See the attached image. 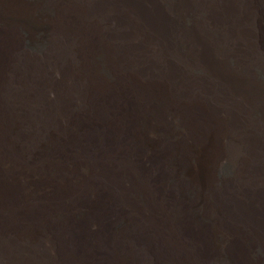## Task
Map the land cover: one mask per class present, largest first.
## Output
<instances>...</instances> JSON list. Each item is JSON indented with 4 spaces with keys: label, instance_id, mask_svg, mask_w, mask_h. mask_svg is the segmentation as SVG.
<instances>
[{
    "label": "bare ground",
    "instance_id": "bare-ground-1",
    "mask_svg": "<svg viewBox=\"0 0 264 264\" xmlns=\"http://www.w3.org/2000/svg\"><path fill=\"white\" fill-rule=\"evenodd\" d=\"M0 2V264H264V0Z\"/></svg>",
    "mask_w": 264,
    "mask_h": 264
},
{
    "label": "rangeland",
    "instance_id": "rangeland-1",
    "mask_svg": "<svg viewBox=\"0 0 264 264\" xmlns=\"http://www.w3.org/2000/svg\"><path fill=\"white\" fill-rule=\"evenodd\" d=\"M0 2V16L1 15H9L11 19L24 29L25 32L30 33L31 35H34L38 29V17L36 16L35 12H33L30 8L27 6L21 7L20 10L17 12L10 11L7 6L2 7Z\"/></svg>",
    "mask_w": 264,
    "mask_h": 264
}]
</instances>
